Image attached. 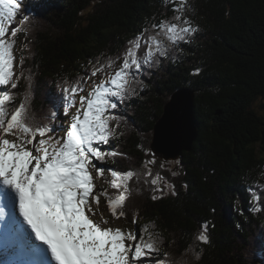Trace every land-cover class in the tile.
I'll return each mask as SVG.
<instances>
[{
  "label": "trees",
  "instance_id": "1",
  "mask_svg": "<svg viewBox=\"0 0 264 264\" xmlns=\"http://www.w3.org/2000/svg\"><path fill=\"white\" fill-rule=\"evenodd\" d=\"M172 8L164 0H22L6 34L15 40L12 82L17 84L8 86V118L24 104L29 125L57 130L59 117H65L62 89L104 65L77 95L87 93L91 80L120 66L131 39L170 19ZM25 14L29 19L22 23ZM184 16L198 31L180 50L137 73L130 84L135 94L111 110L119 119L110 121L114 132L101 148L118 155L93 162L137 175L128 182L126 215H107L123 222L116 227L122 231L151 233L164 264H264V201L255 202L260 211H254L251 200L253 192L264 196V118L252 108L256 100L264 102V0H187ZM12 27L21 29L15 38ZM180 89L194 93L197 137L174 169H165L151 155L152 131ZM147 161L154 162L146 168ZM157 174L160 183L171 185L169 193L162 184H151ZM102 177L108 183L99 193H107L100 196L107 204L124 189L111 187L112 174ZM205 225L206 244L196 240ZM1 257L3 264H21L8 251Z\"/></svg>",
  "mask_w": 264,
  "mask_h": 264
},
{
  "label": "snow or ice",
  "instance_id": "2",
  "mask_svg": "<svg viewBox=\"0 0 264 264\" xmlns=\"http://www.w3.org/2000/svg\"><path fill=\"white\" fill-rule=\"evenodd\" d=\"M21 2L0 0V88H3L0 91V205H3L0 214L3 208L8 209V219L3 223L5 230L32 256L39 257V264H164L157 258L156 239L151 233L145 236L146 229L125 232L106 226L108 221L103 216L100 221L92 219L97 214L94 205L98 206L100 196L107 193L94 191L90 169L101 175L105 169L97 167L93 160L103 163L106 158L118 155L113 150L102 149L101 145L110 143L114 132L110 121L119 119L111 110L117 109L129 94H135L134 90L130 93V84L138 79L136 74L168 57L170 50H180L179 45L187 43L198 31L184 16L187 0H164L173 4L174 15L151 24L150 29L131 39L120 66L92 84L86 94L79 95V107L67 127H61L65 132L63 137L55 135L54 127L29 125L24 104L8 118L6 102L11 98L8 86L16 88L17 84L12 82L15 40L6 39V34L19 16ZM19 18L22 23L29 19L26 14ZM20 30L12 27L11 38L17 37ZM113 64L109 60L107 67ZM104 68V65L94 67L90 76L86 73L83 80L62 89L65 115L75 104L76 95L84 93L82 85ZM9 135L15 139L6 138ZM153 162L147 161L145 167ZM109 171L114 177L111 187H123L124 191L114 199L108 197L107 206L114 217H123L128 182L137 174ZM145 175L151 176V171ZM160 179L157 174L151 184L157 185ZM251 200L253 210L260 211L254 205L264 201V196L253 192ZM206 227L196 237L205 244L209 242Z\"/></svg>",
  "mask_w": 264,
  "mask_h": 264
},
{
  "label": "water",
  "instance_id": "3",
  "mask_svg": "<svg viewBox=\"0 0 264 264\" xmlns=\"http://www.w3.org/2000/svg\"><path fill=\"white\" fill-rule=\"evenodd\" d=\"M193 106L194 93L188 89L177 90L170 96L153 126L150 152L154 158L174 161L191 150L197 137Z\"/></svg>",
  "mask_w": 264,
  "mask_h": 264
},
{
  "label": "rangeland",
  "instance_id": "4",
  "mask_svg": "<svg viewBox=\"0 0 264 264\" xmlns=\"http://www.w3.org/2000/svg\"><path fill=\"white\" fill-rule=\"evenodd\" d=\"M99 80L97 79H93L90 81V85L88 87V90L90 89V87L92 86V84L94 83H98ZM86 94V93H85ZM79 107V95L76 96V102L75 104H73L71 106V112L70 114H67L65 115L64 114V110L62 111V114H64L65 117H59L58 119V129L55 130V135L58 136V137H63L65 135V132L64 131H61V127L64 126V128L67 127L69 121L71 120V117L72 115L76 112V108ZM252 108L256 111V113L259 115V116H262L264 118V102L261 101V100H256L253 105H252ZM64 121V122H63ZM10 140H13L15 139L14 137L10 136L9 137ZM31 147V146H29ZM158 159V158H157ZM159 160V159H158ZM160 161H163V160H160ZM177 160H174V161H163V168L165 169H174V166H175V162ZM97 167H102L105 169V171L103 172V174L101 175H97L96 174V170L94 168L90 169V171L92 172V175H93V181H94V190L96 192V189L99 193V190H101L105 185H107V181H106V178L102 177V175H111L110 172L108 171L109 167H104L102 165H97ZM162 184L163 186V192L165 194L169 193L172 189L171 185L169 183H167L166 181H163L162 183L158 182L157 185H160ZM103 198L100 197V204L98 206L94 205V208L96 210V215L92 217V219L94 221H100L101 220V216H103L104 219H107L108 221V224L106 226H109V227H113V228H116V227H120L123 225V222L120 221V220H117V221H113L111 220V217L107 215V211H109L108 209V206L107 204L104 202V200H102ZM128 230H132V229H128ZM26 255L25 253L23 252H15L11 258L14 260V261H17V262H20L21 264H31L30 262H25L24 263V259H25V256ZM27 256V255H26Z\"/></svg>",
  "mask_w": 264,
  "mask_h": 264
},
{
  "label": "bare ground",
  "instance_id": "5",
  "mask_svg": "<svg viewBox=\"0 0 264 264\" xmlns=\"http://www.w3.org/2000/svg\"><path fill=\"white\" fill-rule=\"evenodd\" d=\"M17 212H18V210H17ZM34 240V239H33ZM34 256H32L30 253L28 254V260L29 261H31L32 260V258H33ZM1 260H2V257H0V262H1ZM33 263V261H31V264Z\"/></svg>",
  "mask_w": 264,
  "mask_h": 264
}]
</instances>
